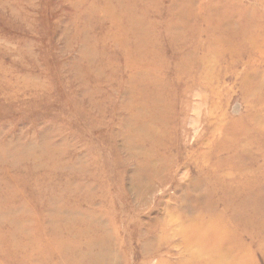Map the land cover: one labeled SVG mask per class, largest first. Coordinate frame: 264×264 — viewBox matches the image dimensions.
Wrapping results in <instances>:
<instances>
[{"label":"rangeland","instance_id":"rangeland-1","mask_svg":"<svg viewBox=\"0 0 264 264\" xmlns=\"http://www.w3.org/2000/svg\"><path fill=\"white\" fill-rule=\"evenodd\" d=\"M203 219L264 264V0H0V264L208 262Z\"/></svg>","mask_w":264,"mask_h":264},{"label":"bare ground","instance_id":"bare-ground-1","mask_svg":"<svg viewBox=\"0 0 264 264\" xmlns=\"http://www.w3.org/2000/svg\"><path fill=\"white\" fill-rule=\"evenodd\" d=\"M199 20H201V19H199ZM120 60H121V58H120ZM144 97H145V95L140 97V101H139L140 105L139 106L141 109L139 111L143 114L141 116L147 117L149 121H148V123H146L144 129H141L139 131L138 135H140V137L145 134V131H150V125H152L151 121H154V119H153L154 116H151L152 112L153 111H154L153 113L157 112L159 104H160V99H158V97H160V95H158V94L155 96H151L149 98L148 97L144 98ZM154 97H156V98L153 99ZM178 214H179V212H178ZM224 230H225L224 226H222V225L215 226L210 221L206 222L203 219L200 221L199 225H195V224L190 225L186 229H183L180 231L181 240H182L185 248H187V249L188 248H194L196 250V253H197L195 256L198 259L203 258V256L205 257L206 260L208 259V262L201 261V262H194L192 264H207V263L208 264H229V261L224 259V257L226 258V253H228L226 251V249H228V246H231L232 242H234V239L232 240V238L230 236H228ZM53 233L59 234L57 229L52 230V232L50 234H53ZM65 233H67L69 235L68 237H65L66 239H56L52 243V245H54L56 247L57 251L60 254V261L58 262V264H69L68 262H65V259L66 258L70 259V257L68 255L66 256L65 253H63V252H68V251L77 252V251H79V248L81 247V243H79V242H75L73 244H68V241H73V240L70 239V233H69L68 228L65 229ZM57 238H61V237H57ZM149 243L154 245L152 242H149ZM156 244H157V242H156ZM221 250H225L223 252L224 256L214 260L213 256L215 255V253H217V252L220 253ZM39 259H42V258L31 257V255H30L28 258V262H30L32 260L33 263H35V262H38ZM99 259H100V257L94 256L93 254H90V260L91 261H95V263H96ZM71 260H73V259H71ZM210 260H211V262H209ZM39 264H46V263L41 260Z\"/></svg>","mask_w":264,"mask_h":264}]
</instances>
